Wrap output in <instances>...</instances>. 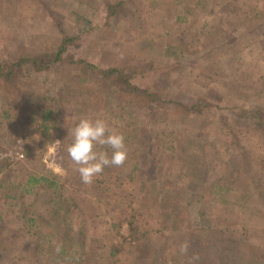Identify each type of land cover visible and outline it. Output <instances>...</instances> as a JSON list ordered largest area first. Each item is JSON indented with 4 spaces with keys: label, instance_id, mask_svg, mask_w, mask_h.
<instances>
[{
    "label": "rangeland",
    "instance_id": "374dc122",
    "mask_svg": "<svg viewBox=\"0 0 264 264\" xmlns=\"http://www.w3.org/2000/svg\"><path fill=\"white\" fill-rule=\"evenodd\" d=\"M66 36L0 76V264H70L82 230L81 264H264V0H0L6 65ZM83 117L128 150L90 185L66 150Z\"/></svg>",
    "mask_w": 264,
    "mask_h": 264
},
{
    "label": "clouds",
    "instance_id": "9594fccd",
    "mask_svg": "<svg viewBox=\"0 0 264 264\" xmlns=\"http://www.w3.org/2000/svg\"><path fill=\"white\" fill-rule=\"evenodd\" d=\"M69 136L72 143L66 150L84 184H92L106 168L122 167L127 160L126 137L107 119L83 117L69 129Z\"/></svg>",
    "mask_w": 264,
    "mask_h": 264
},
{
    "label": "trees",
    "instance_id": "16d2710c",
    "mask_svg": "<svg viewBox=\"0 0 264 264\" xmlns=\"http://www.w3.org/2000/svg\"><path fill=\"white\" fill-rule=\"evenodd\" d=\"M69 39L70 37L66 36V39H64L61 45L58 46V50H56V52L45 53L40 56H31V57L28 56L29 58L24 57L20 59L17 63H9L8 65H6L8 62L0 61V76L4 79L6 83L11 82L13 80V76L15 75L16 69L22 67V65L27 61L31 62L37 69L47 68L51 63L57 62L60 58H62V54L66 49L65 46L69 41ZM52 54H54L53 57H51ZM103 75L108 76L110 79H112L115 76L119 77V86H118L119 96H121L122 99H124L127 104H130V106H132L133 109H135V107L137 108V100L139 99V97L144 96L147 90L145 88L139 87L133 82L131 75H129L126 72L124 66L123 67L112 66L107 70H104ZM55 110L46 108L43 110L41 114L42 116L41 125H44V128L46 130H50L51 127L56 126L57 118H55V114L57 113V111ZM188 110L190 111L193 109H188ZM83 235L88 237V233L84 230L80 232L81 246L83 249L81 251H78L80 255L73 252V251H77V249H72L71 244L67 248L65 245H63L61 249V252L67 253L69 254V256L71 255L70 264H81L83 262V258L85 257L84 255L88 254L86 251L85 241L82 240ZM185 242H186V247L190 246L192 243V238L188 237V239H186ZM148 254L149 253H145L144 255L147 256Z\"/></svg>",
    "mask_w": 264,
    "mask_h": 264
}]
</instances>
